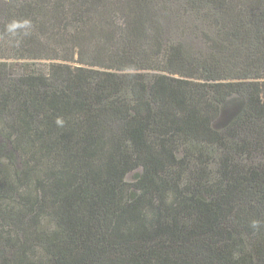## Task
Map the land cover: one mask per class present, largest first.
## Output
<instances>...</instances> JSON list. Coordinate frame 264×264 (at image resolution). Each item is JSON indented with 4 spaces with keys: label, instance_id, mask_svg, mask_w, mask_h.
Listing matches in <instances>:
<instances>
[{
    "label": "trees",
    "instance_id": "trees-1",
    "mask_svg": "<svg viewBox=\"0 0 264 264\" xmlns=\"http://www.w3.org/2000/svg\"><path fill=\"white\" fill-rule=\"evenodd\" d=\"M0 123V264H264V0H0Z\"/></svg>",
    "mask_w": 264,
    "mask_h": 264
},
{
    "label": "rangeland",
    "instance_id": "rangeland-1",
    "mask_svg": "<svg viewBox=\"0 0 264 264\" xmlns=\"http://www.w3.org/2000/svg\"><path fill=\"white\" fill-rule=\"evenodd\" d=\"M37 62L40 65V64L48 63L49 61L40 60ZM232 111H233V109H225L223 111L221 117L219 118V120L216 121L215 126L217 128H223L226 121L230 118ZM3 124L0 123V149L2 151L1 153L4 156V162L10 164V166L13 169H18V168L21 169L20 159L18 157L16 158L12 152V146H11V142L9 140L10 138L7 135L8 133L1 129ZM9 154H10V156H9ZM201 158L204 159L205 163H210V168L212 169L211 178H217L216 169L218 168V166L220 164V159H219L220 156H219V153L216 150V148H207V152L204 153V155ZM141 172H142L141 168L131 172L127 176L128 181L131 183L135 182V180L138 178V176H139V174H141Z\"/></svg>",
    "mask_w": 264,
    "mask_h": 264
},
{
    "label": "clouds",
    "instance_id": "clouds-1",
    "mask_svg": "<svg viewBox=\"0 0 264 264\" xmlns=\"http://www.w3.org/2000/svg\"><path fill=\"white\" fill-rule=\"evenodd\" d=\"M31 28V21L29 20H23V21H13L11 22L7 27H6V31L9 35L11 36H15L17 34V31L19 29H24V34L27 35L28 34V30H30ZM56 124L57 126L62 127L64 125V120L60 117H58L56 119ZM251 226L253 228H257L259 226L257 221H252Z\"/></svg>",
    "mask_w": 264,
    "mask_h": 264
}]
</instances>
